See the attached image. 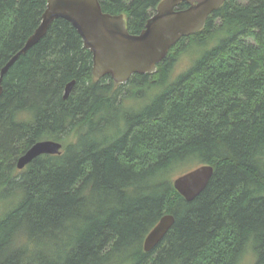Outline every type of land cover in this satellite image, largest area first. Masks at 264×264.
<instances>
[{
	"label": "trees",
	"instance_id": "1",
	"mask_svg": "<svg viewBox=\"0 0 264 264\" xmlns=\"http://www.w3.org/2000/svg\"><path fill=\"white\" fill-rule=\"evenodd\" d=\"M98 1L138 35L161 0ZM46 2L0 0V70ZM1 87L0 264H239L248 251L264 264V0H225L155 73L125 84L95 79L80 36L56 19ZM46 140L59 155L16 169ZM203 165L213 174L186 202L172 182ZM165 215L172 227L144 252Z\"/></svg>",
	"mask_w": 264,
	"mask_h": 264
},
{
	"label": "water",
	"instance_id": "2",
	"mask_svg": "<svg viewBox=\"0 0 264 264\" xmlns=\"http://www.w3.org/2000/svg\"><path fill=\"white\" fill-rule=\"evenodd\" d=\"M225 0H161L144 29L131 35L123 15L104 13L98 0H47L41 21L24 46L0 70L1 82L9 67L24 55L47 32L56 19L70 23L80 36L83 46L91 53L92 75L95 79L110 77L115 84H125L133 75L153 74L169 50L182 38L202 30L207 18ZM181 4L187 7L179 9ZM74 82L66 85L64 99ZM61 144L40 141L31 146L16 162L23 169L41 155H59ZM213 169L203 165L176 177L174 190L186 201H193L207 186ZM174 218L165 215L147 234L143 241L144 252H150L172 227Z\"/></svg>",
	"mask_w": 264,
	"mask_h": 264
},
{
	"label": "rangeland",
	"instance_id": "3",
	"mask_svg": "<svg viewBox=\"0 0 264 264\" xmlns=\"http://www.w3.org/2000/svg\"><path fill=\"white\" fill-rule=\"evenodd\" d=\"M190 50L194 52V56H196V57H198L199 54L202 52V50L200 48L197 49L195 46H190ZM191 58H193V55L191 56V54L188 52V50L183 52L177 58V60L174 61L168 81L175 79L178 75L183 73L186 70V68L190 65ZM183 169H181V170H183ZM181 170H179L178 172H180ZM6 206H7V204L0 205V214L3 212V210L6 208ZM253 262H254V256L250 251H248L247 253H245L242 256L239 264H253Z\"/></svg>",
	"mask_w": 264,
	"mask_h": 264
},
{
	"label": "bare ground",
	"instance_id": "4",
	"mask_svg": "<svg viewBox=\"0 0 264 264\" xmlns=\"http://www.w3.org/2000/svg\"><path fill=\"white\" fill-rule=\"evenodd\" d=\"M17 169V168H16Z\"/></svg>",
	"mask_w": 264,
	"mask_h": 264
}]
</instances>
